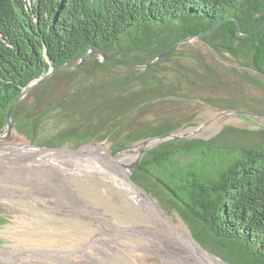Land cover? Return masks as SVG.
<instances>
[{"label": "trees", "instance_id": "1", "mask_svg": "<svg viewBox=\"0 0 264 264\" xmlns=\"http://www.w3.org/2000/svg\"><path fill=\"white\" fill-rule=\"evenodd\" d=\"M236 20L251 34L239 36ZM218 23L198 38L231 55L240 77L264 89V0H0V136L11 104L56 66L14 106L17 132L46 147L110 141V152L165 136L143 153L132 180L150 193L142 179L152 176L166 189L167 202L203 247L234 264H264V127L228 125L210 139L170 138L190 122L134 128L129 118L209 86L210 66L184 40ZM177 42L148 67H126L146 64ZM100 53L125 66L101 61ZM181 154L195 158L181 163Z\"/></svg>", "mask_w": 264, "mask_h": 264}, {"label": "rangeland", "instance_id": "2", "mask_svg": "<svg viewBox=\"0 0 264 264\" xmlns=\"http://www.w3.org/2000/svg\"><path fill=\"white\" fill-rule=\"evenodd\" d=\"M190 42L195 51H200L206 60L205 63L210 66L213 72L209 86L207 88L194 87L197 89L196 92L191 93L188 97L174 98L171 101L158 103L151 107L139 108L129 117L131 126L136 128L142 124L155 125L164 119L183 120L190 122V125L183 126L178 134L187 135L185 136L187 138L199 137L204 139L215 137L228 125L249 129L264 127V114H258V111L264 113V89L243 80L239 75L242 71L241 66L228 53L220 54L208 48L197 35ZM166 64L169 67L173 66L168 62ZM198 70L207 73L205 68L201 66L198 67ZM260 79L264 84V76H260ZM170 83H174V81L172 80ZM191 96L192 98L189 100ZM230 101L242 102L243 104L238 103L239 108H234L230 106ZM231 110L240 112H231ZM146 140L148 142L146 150H148L165 138L156 141L153 139ZM230 140L238 143L241 138L233 136ZM143 141L129 150L117 152L111 158L102 146L99 147V150L94 147L92 149L97 150L98 153L93 154V157L96 164L113 160L118 161L112 164L113 166L120 167V163L128 166V182L134 186L131 175L143 154L138 156L129 153V151L139 150ZM92 144L96 145L97 143ZM101 144L106 145L110 152L112 145L110 141ZM25 145L37 146L31 144L23 134L15 129L8 136L0 139V158L3 159L2 161L6 159L13 161V163L0 164V170L2 167L7 168L8 171V174L4 173L5 178L0 179V264H87L90 259L105 264L101 260L103 254L98 248V243L102 239H108L111 234L116 236L115 241L109 240L105 244L118 252H122L135 264H177L173 261L172 263L166 261L162 252L150 248V241L152 242L153 239L143 234L139 235L137 232L136 235L114 234V228L110 230L112 233L106 234L104 232L103 223L96 219L94 212L88 205L100 208V211L102 210L108 215L113 222L115 221L122 226L140 224L141 221L123 209H118L115 188L107 183L89 180L77 172L84 164H94L90 157L87 155L82 158L72 157L65 161L64 165H61L60 159L52 165L49 172L57 175L64 186L75 189L72 193L64 192V195L71 200V203H64L58 200L60 192L56 191L55 187L44 183L43 174L36 176L31 174L34 171L26 169L24 163L41 159L40 157L44 152L33 153L29 159L31 155L27 156L22 151L20 154L17 152ZM66 147L74 148L70 145ZM92 149L85 148L87 151ZM70 154L76 153L70 152ZM120 157L124 159H119ZM194 158V156L186 154L178 156L181 163H188ZM15 162L17 164L14 165ZM41 167L34 165L29 168L42 170ZM85 174L91 178L94 176L92 170H87ZM150 177L152 176L142 179L150 193H147L142 187L140 188L156 202L172 222L174 221V224H183L185 230L191 235L187 224L167 202V198H170L169 192L160 188L156 184L157 181L150 180ZM24 181H34L36 184L34 183L32 186L36 188L22 183ZM39 188L52 190L49 192L54 196L48 195L47 197L40 194ZM116 212L118 216L113 214ZM140 238H144L149 244L145 247V242L141 241ZM72 249L74 251H71ZM206 249L214 253L210 249ZM66 251L68 252L64 253ZM191 263L199 264L196 261ZM181 264L189 263L185 261Z\"/></svg>", "mask_w": 264, "mask_h": 264}, {"label": "bare ground", "instance_id": "3", "mask_svg": "<svg viewBox=\"0 0 264 264\" xmlns=\"http://www.w3.org/2000/svg\"><path fill=\"white\" fill-rule=\"evenodd\" d=\"M147 143L148 142H146V144ZM87 148L92 149L94 147L91 146ZM99 149L100 148H97V150ZM97 150L95 149H92L90 151L83 150L72 155L70 154V152H44L42 154V157H40L41 159L30 160V162L28 161L27 163H24V165L26 166V169L34 171V173L31 174H34L36 176H39L38 174H43L44 183L48 184L49 186L55 187V190L56 191L58 190L60 192L58 194L59 195L58 200H61V202L64 203L67 202L71 203V200L64 195V192L72 193L75 189L69 186H64L61 182V179L57 175L51 174L49 171H51L52 165L60 159H61L60 161L61 165H64L65 161L71 159L72 157L82 158L83 156L87 155L94 161V164H84L81 168L77 170V172L83 174L89 180L97 181L99 183H107L111 185L113 188H115L116 190L115 193L117 197L116 204L118 209L120 208L123 209L129 215H132V217L136 216L141 221L140 224H134V225L130 224L128 226H122L116 223L115 221L113 222L108 215L103 213L102 210L100 211V208L94 207L92 205H88V207L94 212L96 219L100 220L103 223L104 232L106 234L108 232H111L110 230L113 228H114V234L121 233L122 235H127V234L136 235V232L139 235L143 234L144 236L153 239L152 242L150 241V245H151L150 248L160 253L162 252V256L165 258L166 261L170 263H172L173 261L177 264H181L187 261L189 264H192L191 262L196 261L199 264H211V263L229 264L224 262L217 256L204 250L198 244V242L195 239H193V237L185 230V226L183 224H179V225L174 224L173 223L174 221L172 222L164 214V211L156 204V202L149 195H147L143 190L137 188L135 185L133 186L129 184L128 166H124L122 163H120L119 165L120 167L113 166L112 164L118 162L113 160H110L109 161L110 163L99 162L100 164H96L93 154L98 153ZM21 151L27 156L36 153V149L31 148L29 146H25L21 150H17L19 154L21 153ZM32 156L33 155L29 156V159ZM2 160L3 159L0 158V164H6L9 162L13 163V161L9 159H6L5 161ZM15 164H17V162H15L14 165ZM34 165L42 166L41 167L42 170H39L37 168H29L30 166H34ZM87 170H92V172L94 173L93 178L88 177L85 174ZM4 173L8 174L7 168L4 169L1 167L0 170L1 180L5 178ZM22 183L28 184L31 187L36 188L35 186H32L35 183L34 181H24ZM87 185L88 184H86V186ZM39 189L41 190L40 194L44 196L47 197L48 195L54 196V194L49 192L52 190L48 191V189L46 188H39ZM113 210L115 211V209ZM136 212H138L139 214H137ZM113 214L115 216H118L117 212ZM113 214L111 215L113 216ZM115 227H116V231H115ZM115 239L116 236H112L111 234V236H109L108 239H102L98 243V248L101 250L103 254V258H101V260L105 264H135L125 254H123L122 252H118L110 248L108 244H105L107 241L109 240L115 241ZM141 241L145 242L144 246L149 244V242H146L144 238ZM71 251H74V249H72ZM20 252L21 251L19 250V253ZM67 252L68 251L64 253ZM87 264H103V263H100L95 259H90V261L87 262Z\"/></svg>", "mask_w": 264, "mask_h": 264}, {"label": "water", "instance_id": "4", "mask_svg": "<svg viewBox=\"0 0 264 264\" xmlns=\"http://www.w3.org/2000/svg\"><path fill=\"white\" fill-rule=\"evenodd\" d=\"M236 22H237V34H238L239 36H247V35H250V34H251V33H246V34H245V33H242V32L240 31V24H239L238 20H236ZM219 23H220V22H219ZM219 23L216 24V25H215L212 29H210L209 31H205V32H202V33L198 34L197 37L200 36L201 34H209V33L213 32L214 29L219 25ZM192 38H193V37L188 38V39H186V40H184V41L191 40ZM182 41H183V40H182ZM180 42H181V41H180ZM178 44H179V43L177 42L176 44L170 46L167 50L163 51V52L160 53L156 58L152 59L151 61L147 62L146 64L137 65V66H126V67H129V68H131V67H132V68H145V67H148V66L154 64L155 62H158V61H160L161 59L165 58L167 55H169L170 52H171V51L175 48V46H177ZM88 55H89V53H86V54L84 55V57H83V58H82L77 64H75V65H73V66H79L80 64H82V63L86 60V58L88 57ZM100 56H101V59H102L101 61H110V62H113V63H115V64H119V65L125 66L122 62H120V61H118V60H116V59H113V58L109 57V56L106 55L105 53H100ZM55 68H56V66L52 67V68L50 69V71H49V72H48V73H47L42 79H40V80H38V81H33V83L31 84V86L26 87V88L23 90V92H22V93H21V94L15 99V101L11 104V106H10V108H9L7 114H6V126H5V130H6V132H5V135H1V136H0V139L4 138L5 136H8V135L11 133V131L15 128V127H14V123L12 122V119H11V112H12L14 106L16 105V103H17L18 101H20V100L25 96V94L27 93L28 90H30V89H32L34 86H36V85L42 83V82H43V81H44V80H45V79H46V78H47V77H48V76L54 71ZM231 112H240V111L231 110ZM168 136H169L170 138H183V137H185V136H187V135H184V134H178V133H172V134H169ZM162 138H165V136H159V137L150 138V140L153 139L154 141H156V140H158V139H162ZM146 141H147V140H144V141H143V144H142V146H140L141 148H140L139 150H137V151H132V150H130L129 153H133V154H136V155H138V156H140L141 154H143V153L145 152V150L147 149ZM25 146H29V147H31V148L36 149V152H72V153H78V152H80V151L85 150L86 147H90V146H92V147H96V148H99L100 146H102V147L105 149L106 153L108 154V156H109L110 158H111V157H114L115 154L117 153V152H109V151L107 150V146H106V145H102L101 143H97L96 145H93L92 143H85V144H82V145H80V146H78V147H75V148H68V147H66V146H64V147H46V146H32V145H25ZM22 147H23V146H22ZM92 153H94V152H92ZM97 156H98V154H97ZM119 159H124V158L120 157ZM136 164H137V162H136ZM131 180H132V178H131ZM132 181H133V180H132ZM133 183L135 184V186H136L137 188L141 189L140 186H139L138 184H136L134 181H133ZM141 190H142V189H141ZM198 244H199L204 250H206L207 252H209V253H211V254L217 256L216 254H214V253L208 251L206 248H204L199 242H198ZM217 257L220 258L221 260H223V261L226 262V263L234 264V263H231V262H228V261L222 259V258L219 257V256H217Z\"/></svg>", "mask_w": 264, "mask_h": 264}]
</instances>
